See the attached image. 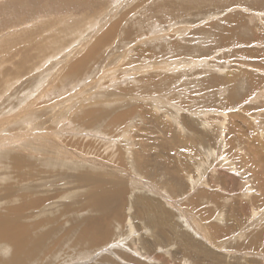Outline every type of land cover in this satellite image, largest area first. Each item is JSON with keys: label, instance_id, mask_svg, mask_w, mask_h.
Here are the masks:
<instances>
[{"label": "rangeland", "instance_id": "1", "mask_svg": "<svg viewBox=\"0 0 264 264\" xmlns=\"http://www.w3.org/2000/svg\"><path fill=\"white\" fill-rule=\"evenodd\" d=\"M0 264H264V0H0Z\"/></svg>", "mask_w": 264, "mask_h": 264}, {"label": "bare ground", "instance_id": "2", "mask_svg": "<svg viewBox=\"0 0 264 264\" xmlns=\"http://www.w3.org/2000/svg\"><path fill=\"white\" fill-rule=\"evenodd\" d=\"M99 223H100V221H99ZM1 224H2V222H1ZM3 225H4V224H3ZM3 225H2V226H3ZM98 225H99V224H98ZM15 227H16L17 229L14 228V230L10 233V238H14V239H15L16 234H17V231L20 233L21 230H22L21 227L18 226V225H16ZM92 227H93V226H92ZM82 235H83V234H82ZM86 236H87V235H86ZM4 238L8 239V238H9V233L6 234V235H4V236H3V239H4Z\"/></svg>", "mask_w": 264, "mask_h": 264}]
</instances>
